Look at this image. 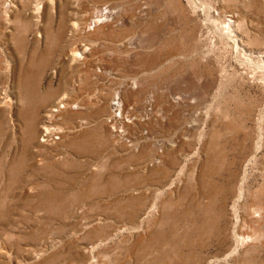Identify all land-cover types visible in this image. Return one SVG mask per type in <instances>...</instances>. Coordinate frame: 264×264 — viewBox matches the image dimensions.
<instances>
[{
	"label": "rangeland",
	"instance_id": "rangeland-1",
	"mask_svg": "<svg viewBox=\"0 0 264 264\" xmlns=\"http://www.w3.org/2000/svg\"><path fill=\"white\" fill-rule=\"evenodd\" d=\"M263 194L264 0H0V264H264Z\"/></svg>",
	"mask_w": 264,
	"mask_h": 264
},
{
	"label": "bare ground",
	"instance_id": "bare-ground-1",
	"mask_svg": "<svg viewBox=\"0 0 264 264\" xmlns=\"http://www.w3.org/2000/svg\"><path fill=\"white\" fill-rule=\"evenodd\" d=\"M104 9H101V11L99 12V13H96L95 15H94V17L91 19V21H90V25H92V26H95V25H97V26H99V24L102 22V20H103V18H101L102 16H105V14L107 13L105 10L103 11ZM234 42H235V40H234ZM87 49H89V48H87ZM77 51V50H76ZM116 99V98H115ZM114 99V100H115ZM6 100V99H5ZM7 101V100H6ZM114 103H116V102H114ZM117 104V103H116ZM119 104V103H118ZM64 106V105H63ZM59 107H60V105H59ZM119 111V110H118ZM53 135V134H52ZM58 136V135H57ZM60 138V137H59ZM59 138H57V139H59ZM51 141V140H50ZM241 191V190H240ZM264 195V194H263ZM239 199V198H238ZM236 201V200H235ZM253 205V204H252ZM264 206V205H263ZM247 207V206H246ZM253 207H256V206H253ZM259 207H261V206H259ZM253 211V210H252ZM254 213L255 214H259V210L258 209H256V210H254ZM257 214V215H258ZM262 214H263V212H262ZM256 215V216H257ZM259 219V218H258Z\"/></svg>",
	"mask_w": 264,
	"mask_h": 264
}]
</instances>
